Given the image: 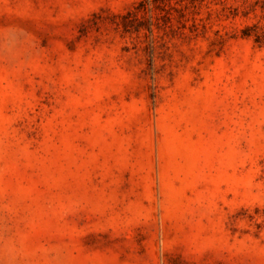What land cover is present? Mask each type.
Returning <instances> with one entry per match:
<instances>
[{
	"label": "rangeland",
	"instance_id": "374dc122",
	"mask_svg": "<svg viewBox=\"0 0 264 264\" xmlns=\"http://www.w3.org/2000/svg\"><path fill=\"white\" fill-rule=\"evenodd\" d=\"M0 264H264V0H0Z\"/></svg>",
	"mask_w": 264,
	"mask_h": 264
}]
</instances>
